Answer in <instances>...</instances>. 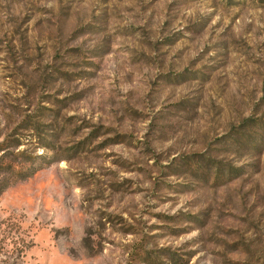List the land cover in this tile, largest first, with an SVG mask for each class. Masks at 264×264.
I'll return each instance as SVG.
<instances>
[{
	"label": "rangeland",
	"instance_id": "obj_1",
	"mask_svg": "<svg viewBox=\"0 0 264 264\" xmlns=\"http://www.w3.org/2000/svg\"><path fill=\"white\" fill-rule=\"evenodd\" d=\"M0 190V264H264V0H0Z\"/></svg>",
	"mask_w": 264,
	"mask_h": 264
},
{
	"label": "trees",
	"instance_id": "obj_2",
	"mask_svg": "<svg viewBox=\"0 0 264 264\" xmlns=\"http://www.w3.org/2000/svg\"><path fill=\"white\" fill-rule=\"evenodd\" d=\"M26 160H28V158H26ZM30 174H32V173H30V172H24V173H18L17 175L19 176L18 177V180L19 179H21V180H24V179H26V178H29L30 176H32V175H30ZM6 186H3V188H2V190L5 188ZM2 190H0V193H1V191Z\"/></svg>",
	"mask_w": 264,
	"mask_h": 264
}]
</instances>
